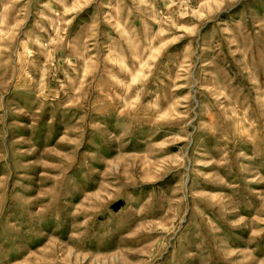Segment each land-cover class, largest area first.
I'll return each mask as SVG.
<instances>
[{"label": "rangeland", "instance_id": "rangeland-1", "mask_svg": "<svg viewBox=\"0 0 264 264\" xmlns=\"http://www.w3.org/2000/svg\"><path fill=\"white\" fill-rule=\"evenodd\" d=\"M0 264H264V0H0Z\"/></svg>", "mask_w": 264, "mask_h": 264}]
</instances>
